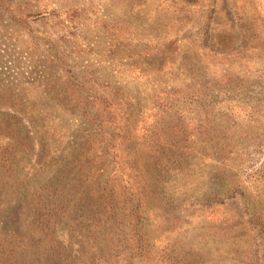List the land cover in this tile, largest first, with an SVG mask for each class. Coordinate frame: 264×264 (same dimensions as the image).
I'll list each match as a JSON object with an SVG mask.
<instances>
[{
	"label": "rangeland",
	"instance_id": "374dc122",
	"mask_svg": "<svg viewBox=\"0 0 264 264\" xmlns=\"http://www.w3.org/2000/svg\"><path fill=\"white\" fill-rule=\"evenodd\" d=\"M113 131L148 205L140 251L121 196L109 253L59 201H108ZM205 137L231 151L190 150ZM0 264H264V0H0Z\"/></svg>",
	"mask_w": 264,
	"mask_h": 264
},
{
	"label": "trees",
	"instance_id": "16d2710c",
	"mask_svg": "<svg viewBox=\"0 0 264 264\" xmlns=\"http://www.w3.org/2000/svg\"><path fill=\"white\" fill-rule=\"evenodd\" d=\"M85 107V111H86ZM89 114L85 116L89 118L93 123H97L100 128L103 127V123L108 118V111L103 110L99 113L97 110L89 109L87 111ZM113 130L119 129L113 127ZM112 134L107 137V141L104 144L105 151L103 152V160L102 165L104 168L103 176L105 180L103 181L105 185L109 186L110 192L108 193V201H100L98 195H93L88 186L84 185V191L81 192L80 195H67L64 199L60 198L59 201L65 200L68 196L72 199L71 206L76 207L80 210L81 222L75 224L87 236L89 245L95 249H99V253H101L100 249H107V253H109V249H115L119 247L118 239L116 238L115 231L119 230V225L123 223V220L118 219V213L120 212L119 205V196L122 198L121 208L123 213H120L126 216V221L129 223V235L128 239H122L124 243H128V249H144V229L146 227V211L148 210L147 202L144 200L142 195L140 194L139 187L134 179L130 176L129 169L122 162L121 152L119 148L121 146L119 135L117 131L111 132ZM167 133L161 132L160 136H166ZM122 137V134H121ZM225 145L217 144L213 142V139L203 138V139H194L191 138L190 142V150L195 152L197 150H212V153L219 156H226L227 153L231 151L226 150ZM136 167H134L135 169ZM119 188V193L116 192V189ZM239 191H236L233 187H228L226 189L220 190H210L207 195L203 194L201 199H188L184 198L181 200H185L186 204H191L196 200H200L203 203H221L222 201L229 199ZM243 193H241L242 195ZM246 198V197H245ZM169 202H178L176 199H172ZM53 209H56V206H61L62 204H54ZM33 214L37 215L38 207L33 205ZM52 209V210H53ZM249 209H247L246 213H248ZM43 214V213H42ZM249 223L253 224V215L252 212L248 213ZM113 228L114 231H111ZM125 233V232H124ZM39 237V240L34 243V249L42 248L43 244L45 245V239L53 240L55 236L53 235V231L49 224H45L40 226L38 230V234L33 236L31 239L34 240ZM121 244V243H120ZM123 245V244H121ZM122 256V255H121ZM120 259L121 262H124L125 258ZM134 258V256H133Z\"/></svg>",
	"mask_w": 264,
	"mask_h": 264
}]
</instances>
